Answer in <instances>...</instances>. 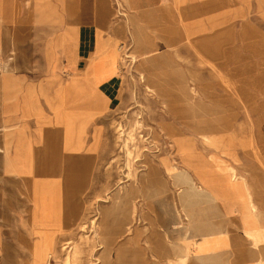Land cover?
<instances>
[{
    "label": "rangeland",
    "instance_id": "1",
    "mask_svg": "<svg viewBox=\"0 0 264 264\" xmlns=\"http://www.w3.org/2000/svg\"><path fill=\"white\" fill-rule=\"evenodd\" d=\"M39 1L44 26L1 51L0 81L16 89L0 90V264H202L196 238L164 230L173 206L181 209L180 189L192 196L190 218L181 210L189 227L199 229L194 218L209 210L224 237L236 234L237 263H256L243 183L264 226V0H142L156 15L152 28L124 0H59L63 17ZM87 21L97 33L92 57L112 60L111 75H120V101L70 113L82 135L62 178L78 162L75 184L64 195L35 196L29 156H44L41 125L61 122L63 89L71 110L83 100L72 87L96 92L90 63L85 84L74 67L77 25ZM52 41L65 55L57 68ZM55 69L60 79H46ZM20 104L26 111L16 114ZM188 174L214 197L199 196ZM53 182L60 191L61 175ZM252 241L264 256V237Z\"/></svg>",
    "mask_w": 264,
    "mask_h": 264
},
{
    "label": "crops",
    "instance_id": "2",
    "mask_svg": "<svg viewBox=\"0 0 264 264\" xmlns=\"http://www.w3.org/2000/svg\"><path fill=\"white\" fill-rule=\"evenodd\" d=\"M45 1H49L52 4L55 10V12L52 13L53 16H66V13L61 7V3L59 0H43V4ZM93 1L94 0H91V2ZM33 2L34 4H32L31 0H0V59L4 64L6 62L4 61V58H2L3 55L1 54V51L4 50L5 43H8L11 48L14 49V47H18L19 45H21V43L24 44L30 41L29 38L33 28L44 26L45 22H47L42 19L44 18V13L42 14L41 10L35 6H39L41 1L33 0ZM72 2L73 0H71V3ZM71 3L68 7L69 9L70 7L73 8V6H71ZM92 12L93 9L91 11V14ZM32 15L34 17L33 21H31ZM77 29V39L75 47L76 61L74 63V67L78 72L77 74L81 77L80 81L85 84V82H88V79H85L81 75L82 72H84V70L88 68L87 66L90 63L89 76L91 81L95 85L96 92L95 95L85 96L84 92L79 93L78 90H75L77 96H80V98L83 97V100L81 103L72 106V111L75 109V111L77 112L85 113L88 115L95 114L96 112H103L108 107L117 104L120 101L119 95L120 88L122 86V80L119 73H113V75H111L114 68L112 60L109 61L107 57H104L106 59L100 61V56H97L96 58L92 57L94 55V52L96 51L97 44V33L94 29V23L89 21L81 22L77 25ZM24 46L25 45H23V47ZM49 46L53 48V51H51V56H53V59H49V62H52V65L55 64V68H57L60 66V61L64 60L65 55L63 53L62 47L56 45L54 41H52L46 47L48 48ZM55 70V72L46 73V79H52L54 81L59 80L60 74L57 72V69ZM6 86H10L11 89L14 90L16 89V85H11L9 83L0 81L1 91H3L4 87ZM95 97L98 98V104L96 106L95 104H93ZM44 107L47 108V106L45 105ZM14 110H17L16 114H20L26 111V106L20 104L18 105V108ZM178 204L179 203L176 204L177 208H179L180 205ZM194 219V225L200 226L199 229L189 227L190 222L186 218H180V220L175 219L172 220V222L170 220H167L166 222H163V224L167 225V227L171 231L172 236L177 233V230H181L183 231L185 237H191L192 235H195V233L201 234L199 235V237L202 240L203 238L201 236L203 233H205V238L211 241V244L214 245L216 238H214L213 235H210L209 232L207 233V230L203 228L204 226L206 227L207 225H213L214 223L210 222L208 216ZM181 226L183 228H181ZM235 238L236 234H234L233 232L227 233L225 237L218 238V240L220 241V243H218L219 247L227 248L224 256L228 258H231V255L234 256V258H232L234 259V261H232L230 264H238L236 259L237 256L234 254Z\"/></svg>",
    "mask_w": 264,
    "mask_h": 264
},
{
    "label": "bare ground",
    "instance_id": "3",
    "mask_svg": "<svg viewBox=\"0 0 264 264\" xmlns=\"http://www.w3.org/2000/svg\"><path fill=\"white\" fill-rule=\"evenodd\" d=\"M124 1L127 3V6L139 11L138 14L150 28L155 26V22L157 18H156V15L153 13L152 8H145L142 0H124ZM139 4H140V7L137 8ZM72 89L76 90L75 87H72ZM68 99L69 98L67 95V90L63 89L62 94H61V108H62L61 122L54 126L49 125V124L47 125L44 124V125H41L40 127V131L44 136L43 139L45 140V141L43 140L45 143V148L43 151L44 156L37 157V152L35 151H31V154L29 156L30 157L29 167H30V171L32 175V192L35 194V196L39 194V195H44L46 197H49L51 195L50 194L51 192H57V193L61 192L62 195H64V193L67 192L69 189H71L72 186H74L75 184L74 178L77 175L76 171L79 169L78 165L80 164L78 162L77 163L73 162L72 164H68L66 179L63 180L62 178L63 167L66 166L64 165V161L71 154L74 155V157L76 158L77 156L76 152L80 144L79 136L82 135L81 128H78L75 125L74 123L75 120L70 114L73 111L70 108H65L64 106ZM69 105L71 104L69 103ZM76 160L78 159L76 158ZM60 175L62 179L61 190L59 191L56 188H55L56 190H53V185H52L54 183L53 181L56 180L57 177ZM187 179L192 182L193 187L195 191L199 194V196L201 197L213 196L214 197V195L211 193V191H209V189H207L201 183L197 182L195 176L188 174ZM243 187H244L245 195L248 201V205L250 207V212H252L251 217L253 218L256 224L252 229L250 228L244 229L247 236H249L251 240L249 252L252 253L253 258H257L256 263H252V264H264V258H263L264 256L259 255L260 246L262 245H259L258 243L259 241L258 242L252 241V239L257 241L259 237L260 238L264 237V226L260 225V221L258 217H254L253 212L255 210V203L252 200L253 198L251 197V194L246 184L243 183ZM146 195L149 196V193L146 192ZM252 195H253V192H252ZM179 199L181 200V209H178L177 207H175V205L173 206L171 212H175V215L172 216V219L180 220V218L182 217L181 210L182 212L185 213L187 218H190L189 212L186 209V207L187 205L191 203L192 196L189 195L187 191L180 189ZM202 210H203L201 211L202 217L211 216V212L209 210H206V209H202ZM33 215H32V218H33ZM213 225L214 226H210L213 229V232L211 231V233L209 234L213 235L214 238H216L214 245L211 244L212 243L211 241L205 238L206 236L205 233H203L201 236L203 238L202 240L200 239V237H195V235L185 238V235L183 234V238L184 239H187V238L195 239L196 238V241L194 245L192 246L193 253L195 254L197 258H199L202 264H206V263L207 264H230L227 259L222 258L220 254V248L218 245V243H220L218 238L224 237V234H225V232L222 231L223 226L217 223H214ZM164 230L166 234H169V228L167 227V225H166V229Z\"/></svg>",
    "mask_w": 264,
    "mask_h": 264
}]
</instances>
